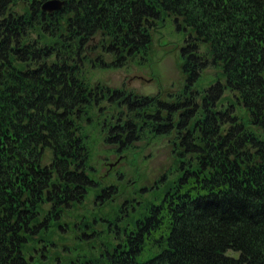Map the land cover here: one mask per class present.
Wrapping results in <instances>:
<instances>
[{
	"label": "trees",
	"instance_id": "obj_1",
	"mask_svg": "<svg viewBox=\"0 0 264 264\" xmlns=\"http://www.w3.org/2000/svg\"><path fill=\"white\" fill-rule=\"evenodd\" d=\"M46 1L0 0V264H33L34 242L50 252L47 231L95 189L94 127L121 153L167 138L175 164L84 264H264V0H61L51 14ZM167 19L189 35L179 93L91 82L147 62Z\"/></svg>",
	"mask_w": 264,
	"mask_h": 264
},
{
	"label": "rangeland",
	"instance_id": "obj_2",
	"mask_svg": "<svg viewBox=\"0 0 264 264\" xmlns=\"http://www.w3.org/2000/svg\"><path fill=\"white\" fill-rule=\"evenodd\" d=\"M14 9L24 13L27 5L18 3ZM188 37V31L179 30L174 20L167 19L153 36L147 62H131L121 69H92L89 78L92 83L111 89H124L143 96L159 95L166 100L184 86L181 49ZM215 73L211 69L206 71L195 88L207 89L214 82ZM87 137L95 189L87 193L82 206L65 213L63 221L47 231L46 241L53 246L50 252L40 251L43 244L34 242L33 264H84L97 259L109 241V225L130 218L136 209L156 201L157 183L175 164L167 138L139 142L135 149L121 153L106 144L99 128L87 129ZM103 188H111L109 192L117 194L101 201L99 195ZM85 224L88 225L87 236L81 234Z\"/></svg>",
	"mask_w": 264,
	"mask_h": 264
},
{
	"label": "water",
	"instance_id": "obj_3",
	"mask_svg": "<svg viewBox=\"0 0 264 264\" xmlns=\"http://www.w3.org/2000/svg\"><path fill=\"white\" fill-rule=\"evenodd\" d=\"M65 6V2L61 1V0H49L46 1L43 6H42V10L45 13H54V12H58L61 11L63 9V7Z\"/></svg>",
	"mask_w": 264,
	"mask_h": 264
},
{
	"label": "flooded vegetation",
	"instance_id": "obj_4",
	"mask_svg": "<svg viewBox=\"0 0 264 264\" xmlns=\"http://www.w3.org/2000/svg\"><path fill=\"white\" fill-rule=\"evenodd\" d=\"M108 192H109V191H108ZM109 193H110V192H109ZM111 193H112V192H111ZM111 193H110V194H111ZM110 194H109V195H110ZM106 198H107V197H106Z\"/></svg>",
	"mask_w": 264,
	"mask_h": 264
}]
</instances>
